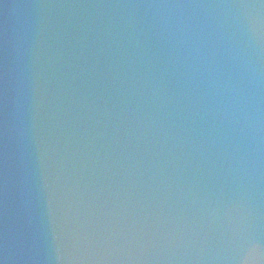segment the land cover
<instances>
[{
  "label": "water",
  "instance_id": "1",
  "mask_svg": "<svg viewBox=\"0 0 264 264\" xmlns=\"http://www.w3.org/2000/svg\"><path fill=\"white\" fill-rule=\"evenodd\" d=\"M0 264H264V0H0Z\"/></svg>",
  "mask_w": 264,
  "mask_h": 264
}]
</instances>
